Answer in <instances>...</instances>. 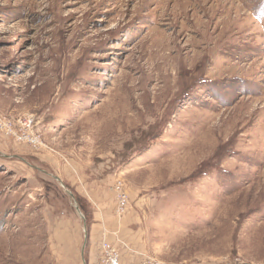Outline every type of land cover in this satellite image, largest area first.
<instances>
[{
	"label": "rangeland",
	"instance_id": "1",
	"mask_svg": "<svg viewBox=\"0 0 264 264\" xmlns=\"http://www.w3.org/2000/svg\"><path fill=\"white\" fill-rule=\"evenodd\" d=\"M144 1L0 0V264H264V0Z\"/></svg>",
	"mask_w": 264,
	"mask_h": 264
},
{
	"label": "bare ground",
	"instance_id": "2",
	"mask_svg": "<svg viewBox=\"0 0 264 264\" xmlns=\"http://www.w3.org/2000/svg\"><path fill=\"white\" fill-rule=\"evenodd\" d=\"M172 1H173V4L171 5L170 3ZM183 1L184 0H145L144 1V6L145 7H150L152 4H154L153 8L150 10V13L151 14L154 11H157V10L159 11L160 10V14L159 15L158 14L156 15V16H160V19H157L156 20V21H158V20H161V19L164 20V17H166V16L169 17V16H172V14L175 15L176 12H178L180 9L184 8ZM196 1L197 0H194L193 4L195 3L196 5H198V1L199 0L197 2ZM156 16H155V18H156ZM167 19L171 20V22L170 23H167V24L173 25L175 23V19L174 18L171 19L169 17ZM154 23H155V26L153 28L156 31L157 35L163 33L162 30H160L159 27H158V25H160V23L159 22H155V21H154ZM166 38H167V40L165 42H157L156 41V44L158 43V46H160L161 49H164L170 43V42H168V37H166ZM29 136H31V135H29Z\"/></svg>",
	"mask_w": 264,
	"mask_h": 264
},
{
	"label": "built area",
	"instance_id": "3",
	"mask_svg": "<svg viewBox=\"0 0 264 264\" xmlns=\"http://www.w3.org/2000/svg\"><path fill=\"white\" fill-rule=\"evenodd\" d=\"M115 188L117 191V198H118V211L122 212L127 207L128 194L126 192L125 185L122 181H120ZM106 253H107L108 264H120L119 253L116 250L109 247L106 250Z\"/></svg>",
	"mask_w": 264,
	"mask_h": 264
},
{
	"label": "crops",
	"instance_id": "4",
	"mask_svg": "<svg viewBox=\"0 0 264 264\" xmlns=\"http://www.w3.org/2000/svg\"><path fill=\"white\" fill-rule=\"evenodd\" d=\"M116 233H117L116 240L118 241V242L117 241L116 242H117L118 247L120 248V238H122L123 240H125V238L123 237V235L120 236V231H116ZM107 241L113 243L112 237L109 236V239H107Z\"/></svg>",
	"mask_w": 264,
	"mask_h": 264
},
{
	"label": "water",
	"instance_id": "5",
	"mask_svg": "<svg viewBox=\"0 0 264 264\" xmlns=\"http://www.w3.org/2000/svg\"><path fill=\"white\" fill-rule=\"evenodd\" d=\"M77 210H78V211H80V208H79V206H77Z\"/></svg>",
	"mask_w": 264,
	"mask_h": 264
}]
</instances>
